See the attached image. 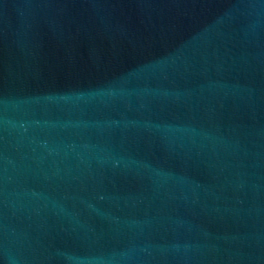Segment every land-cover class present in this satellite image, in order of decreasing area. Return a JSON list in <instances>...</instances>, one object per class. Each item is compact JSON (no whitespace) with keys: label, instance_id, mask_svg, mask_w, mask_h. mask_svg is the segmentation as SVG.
I'll use <instances>...</instances> for the list:
<instances>
[{"label":"water","instance_id":"obj_1","mask_svg":"<svg viewBox=\"0 0 264 264\" xmlns=\"http://www.w3.org/2000/svg\"><path fill=\"white\" fill-rule=\"evenodd\" d=\"M0 264H264V0H0Z\"/></svg>","mask_w":264,"mask_h":264}]
</instances>
